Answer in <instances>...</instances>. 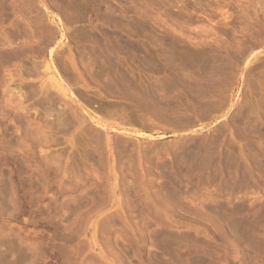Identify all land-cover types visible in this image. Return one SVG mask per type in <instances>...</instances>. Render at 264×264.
<instances>
[{"label": "rangeland", "instance_id": "rangeland-1", "mask_svg": "<svg viewBox=\"0 0 264 264\" xmlns=\"http://www.w3.org/2000/svg\"><path fill=\"white\" fill-rule=\"evenodd\" d=\"M0 8V264H264V0Z\"/></svg>", "mask_w": 264, "mask_h": 264}, {"label": "bare ground", "instance_id": "bare-ground-1", "mask_svg": "<svg viewBox=\"0 0 264 264\" xmlns=\"http://www.w3.org/2000/svg\"><path fill=\"white\" fill-rule=\"evenodd\" d=\"M75 1H76V0H75ZM1 3H2V2H1ZM73 3L75 4V2H73ZM77 3H78V2H77ZM64 6H65V5H64ZM68 6H69V4H68ZM71 6H72V5H71ZM65 7H66V6H65ZM73 7H74V5L72 6V9H73ZM0 9H1V8H0ZM63 9H64V8H63ZM67 11H68V10H67ZM67 11H66V12H67ZM66 12H65V13H66ZM70 12H71V11H70ZM68 13H69V12H68ZM40 17H41V16H40ZM58 89H59V88H58ZM178 112H180V111H178ZM176 114H177V113H176ZM178 115H179V113H178ZM184 115H185V114H184ZM176 117H177V116H175V119H176ZM182 117H183V116H182ZM184 117H185V116H184ZM175 119H174V121H175Z\"/></svg>", "mask_w": 264, "mask_h": 264}]
</instances>
